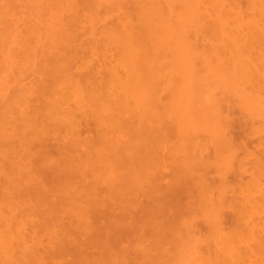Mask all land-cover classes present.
<instances>
[{"label": "bare ground", "instance_id": "bare-ground-1", "mask_svg": "<svg viewBox=\"0 0 264 264\" xmlns=\"http://www.w3.org/2000/svg\"><path fill=\"white\" fill-rule=\"evenodd\" d=\"M13 1L15 0H0V63L4 68H9V72L14 69L10 72L13 74L16 70L20 71L23 63L22 67L27 74L37 76L38 84L30 91L34 90L33 93L43 100L41 107L45 113L41 114L52 121L57 130L62 125L65 127L62 135L65 140L44 133L50 123L47 127H42V134L47 135L44 137L40 132L39 135L43 136V140H48V136L51 141L55 139L56 142L58 140L62 143V152L69 155L72 161L69 160V164L66 161L68 165L66 164L65 168V164L59 160L58 165L64 168L65 172L71 171V163H77L76 172L73 167L70 173L73 172L80 178L81 181L78 180L80 183L77 181L76 186L81 185L79 186L84 191L82 196L86 199L84 205L82 196H78L77 192L75 196L80 197V200H75V196V199L69 197L70 213L65 217L69 218L68 222H72L74 227L70 231L69 223L70 227L66 228L65 232L63 228L61 230L65 242L60 236L64 248L59 245L62 254L59 252L57 255H69L66 258L70 259L71 256V261L68 263L61 261L62 259L51 260L55 257L46 260L42 256L35 257V264H83V257L93 254L88 253L92 251L91 248H94L95 254L89 258L95 259V264H102L105 260V264H110L111 261V264H132L133 258L129 259L128 256L132 251L130 250V253L128 249L121 247L125 240L122 241L120 237L127 236V239L131 238L133 241L132 235H137L138 229L140 231L141 228L138 225L140 222H136L138 217H135V213L143 214L144 210H147L145 208L149 206L150 211L152 206L157 204L153 200V204L146 201L143 206L139 197L148 200L156 198L160 205H165H161L164 210L156 205L158 212L155 209L154 212H149L151 221L153 213L156 220L152 222L158 221L163 229L160 230L163 232L160 233L161 237L166 236V242L169 241L166 245L165 241L160 239L161 243L166 245L162 248L160 244L159 248H153L157 246L149 242L152 244L151 249L160 251V256L164 258L159 263L155 261L156 264H192V261H196L195 264H247V261H250V264H264V219L261 220V213H264V0H55L57 4L52 0L55 2L54 6H57L50 10L53 3L49 1V7L44 6L46 12H39L41 5L35 4L37 0H23L35 11L28 14L27 10L25 14L28 16H25H31L33 22L29 21L30 26L25 24V27L29 26L26 27L28 31L21 30V35L28 34L26 32L33 34L34 40L29 39L30 36L26 39L28 35L22 37L28 43L14 35L19 25L16 26L13 21L16 14L11 16L9 12L8 2L11 6ZM25 7L22 6V9ZM22 14L19 16L22 17ZM8 16L13 17V22L9 21ZM12 44L14 49L18 48V44L22 46V51L25 50L23 59L16 58L19 48L15 55L12 52ZM259 50L260 53L255 54ZM0 70L3 73L4 69ZM17 72L15 75L22 73ZM22 75L27 76L25 73ZM33 81L35 82V79ZM1 84L0 148L2 146L6 149L7 143H4L13 138L12 134L10 136L12 130L7 127L10 119L6 107H11L14 103L21 105L25 87L17 84L15 89H9L13 91L8 92L9 87L5 88ZM27 99L31 102L29 97ZM27 99L25 98V101ZM28 105L30 108L28 106L27 109L34 106ZM29 109L28 112L33 111ZM24 110L20 113L30 115L24 113ZM77 111L80 112L78 114L81 119L84 117L85 120L87 117L91 120L95 126L94 130L96 128L95 135L89 136L90 132L85 134L87 137L82 136L83 132L77 129L81 123ZM34 119L31 118L32 121ZM44 121L40 122L45 124ZM236 123L242 128L245 127L243 129L247 138L253 137L258 141L254 140L256 145H262L255 146V150L249 149V144L247 145L243 138L238 139L233 135ZM6 127L8 134L5 132ZM35 133L34 131L32 135ZM40 137L37 141L39 145H43L44 141L40 144ZM17 140L21 139L18 137ZM6 147L9 148L8 145ZM63 160H68L67 156ZM168 168L170 171H167ZM162 169L170 173L163 186L161 182L164 178L160 176ZM210 171L217 176L214 180L209 178ZM163 175L167 177L166 174ZM73 176L76 179V176ZM233 176L241 181L231 184L229 179ZM244 177L248 181L244 180ZM63 184L59 186L62 187ZM80 188L74 189L79 191ZM22 190L20 195L24 194H21ZM80 191L78 193L81 194ZM16 193L17 191L14 194ZM49 193L55 191H46V197ZM27 194L24 197H27ZM43 194L45 195V192ZM58 194L61 196V193ZM182 194L185 195L184 199L181 198ZM37 195L35 197H38ZM35 197L30 200L31 204ZM39 198L40 196L38 203L41 202ZM7 201L11 200L8 198ZM51 201L54 203L55 200ZM79 201L84 206H81ZM46 202L49 203V199ZM48 205L46 209L52 211L50 203ZM21 206L25 207L24 204ZM38 208L36 210L41 212L42 208ZM160 209L163 210L161 214ZM60 210L63 211L62 208ZM65 210L68 211L64 208ZM58 211L57 209V213ZM142 211L143 213H140ZM227 211L235 214L232 215L235 222H230L232 227L229 225V229L224 227L228 219L226 216L230 213ZM115 212L120 217H115ZM12 213L14 214L13 211ZM145 215L143 214L144 217ZM55 217H49L52 220V223L48 221L50 225L55 224ZM129 217L135 224L127 228L125 225ZM225 217L227 219H224ZM259 219L262 222L260 228L256 227ZM237 220L240 221L236 222ZM42 221L44 222L43 218ZM199 221L206 225L205 230L200 227L201 224L198 229ZM8 222L6 226L8 224L10 227V220ZM45 222L49 224L47 220ZM144 222V225H147L146 220ZM152 227L153 236L156 237L154 239L158 241V227ZM48 228L42 230H50ZM140 232V235L143 234ZM2 233L0 231V234ZM125 233H131V236ZM140 235L136 238L139 239ZM14 236H18L19 241L22 239L21 232ZM23 241L25 242V237ZM23 241L21 240L22 244ZM119 244L121 246H118ZM15 249L13 247L11 251ZM142 250L144 251L143 248ZM153 250L149 251L154 252ZM145 252L142 253L148 256L147 251ZM158 252L153 255L158 256ZM8 256L10 257V254ZM137 260L133 259L135 263Z\"/></svg>", "mask_w": 264, "mask_h": 264}, {"label": "rangeland", "instance_id": "rangeland-1", "mask_svg": "<svg viewBox=\"0 0 264 264\" xmlns=\"http://www.w3.org/2000/svg\"><path fill=\"white\" fill-rule=\"evenodd\" d=\"M44 0H37V2L35 3V4H39V5H41V7H40V9H39V12H46L45 11V9H44V6H46L47 7V5L50 3V2H52V0H46V4L43 2ZM50 1V2H49ZM55 1V0H54ZM14 3H12L11 2V6H10V2H8L9 3V12H11L10 14H11V16L12 15H15L14 17H15V19H13V21H15V25L17 26V25H19V26H17V28H16V30H15V36L16 37H18V38H20L21 39V41H26V42H24V43H28L27 42V38L29 37V39L31 38V40H34L33 39V34L31 35V33L30 32H26V33H28V34H26V35H28V36H26V35H24V34H22L21 35V33H22V31H24L25 32V30H27L26 29V27L28 28L31 24V22H33V20H32V18H31V16H29V17H27L28 16V14H30L29 12H35V11H33L34 9H32V8H29L28 7V5H26V1H23V0H15V1H13ZM23 2H25L24 4H23ZM41 2V3H40ZM56 2V3H55ZM54 3L55 4H57V1H55ZM48 3V4H47ZM53 3V2H52ZM51 3V4H52ZM54 3L52 4V5H50V7H51V9L50 10H52L54 7L56 8V6H54ZM21 4V5H20ZM43 4V5H42ZM45 4V5H44ZM19 5V6H18ZM24 5L26 6L25 8H23L22 9V6L24 7ZM49 5H48V7H49ZM21 6V8H19ZM43 6V7H42ZM53 6V7H52ZM28 7V8H27ZM45 7V8H46ZM39 8V7H38ZM30 9H32V11L30 10ZM42 9V10H41ZM15 10H16V12H15ZM21 10H23V12L21 11ZM27 10H28V14H25V13H27ZM30 10V11H29ZM46 10H48V9H46ZM17 11L19 12L18 14H17ZM49 11V10H48ZM50 12H52V11H50ZM22 14V17L21 16H19V15H21ZM25 15H27V16H25ZM9 18H10V22H13V21H11V19L13 18V17H10V16H8ZM20 19H19V18ZM8 18V19H9ZM16 18H17V20H16ZM30 20H29V19ZM22 19H24V21L22 20ZM19 20H21L20 22H24L23 24L22 23H20L19 22ZM26 20H28V21H26ZM17 21L19 22V23H17ZM29 21H31V22H29ZM26 22V23H25ZM29 22V23H28ZM25 24H27V25H29V26H26L25 27ZM20 28V29H19ZM22 30V31H21ZM28 31V30H27ZM30 33V34H29ZM24 36H26V39H23L22 37H24ZM30 40V41H31ZM29 41V40H28ZM29 41V42H30ZM31 44H33V41H32V43ZM13 45V47H12V52L16 55L17 54V49L19 48V51H18V54H17V56H16V58H18L19 60L20 59H23L24 57H23V54H25V50L23 49V51H22V46H20V45H18V44H16L17 46H18V48L16 47V45H15V47H16V49H14V44H12ZM28 46H30V44H27ZM28 46H26V47H28ZM263 51H264V49H263ZM19 52H21L20 54H22V55H20L19 54ZM258 53H260V50L259 51H257L255 54H258ZM11 55L12 56H15V55H13L12 53H11ZM22 57V58H21ZM15 58V59H16ZM24 61V60H23ZM23 66V63H22V65H21V68H19V70L22 72V73H20L21 75L23 74V73H25V75H27L28 76V74H27V72L23 69L24 67H22ZM52 67H54V66H52ZM0 69H4L3 70V73L5 74V76H4V74L2 73V70H0V81H1V83H4V84H1L2 86L4 85L5 86V88H8V92H11V91H13V90H9V89H13L14 88V86L16 87V85L18 84V85H23V87H25V93H23L22 92V99L24 100H21L22 102H23V104H22V102H20L21 103V105L23 106H21V105H19L18 106V104L16 105L15 103L13 104V106H7L6 107V111H7V114H8V119H10V121H9V123L7 124L8 126L7 127H9V129L10 130H12V132H10V136H11V134H12V136H13V138L11 137V138H9L8 139V141H6L4 144H6L7 143V145L9 146V148L8 147H6L4 144H3V146H5V148L6 149H3L2 148V146H1V148H0V207H1V210L4 212H2L1 210H0V231L1 232H3L2 234H0V246L1 247H3V248H1L0 247V264L2 263V264H26V262H27V264H35V257H45V259L46 260H48V259H51L52 257H55V259L53 258V259H51V260H57V261H59V260H61V261H67L68 263L71 261V256L69 257L70 259H68V258H66V257H68L67 255H65V256H60V254H62L61 252V250H62V248L61 247H59V245H61L62 246V244H63V242H62V240H61V238H60V236L63 238V235H62V231L61 230H63L64 232L68 229V227H70V224L72 223V222H68V219L69 218H67L66 219V215H68L69 213H70V211H69V209H70V204H68V203H70L71 201H70V199H69V197H73L74 199H75V197H76V199L75 200H80L79 198H78V196L79 195H84V191H83V189L82 188H80V186L79 185H77L76 186V183L78 184V182L79 181H81V180H79L80 178H77V175L75 174V173H70L71 171H72V168L74 167V172H76V169H77V167H76V165H77V163L76 162H74V163H71L70 164V167L71 166H73L70 170L71 171H69V166H67L68 168V170L67 171H69V172H65V169L64 168H61V166L60 165H58L59 164V160H61L62 162H60V164L62 163V166L64 165L65 166V168H66V164H67V162L66 161H68V164H69V160H70V162H72L71 161V159L69 158V155H65V152H62L63 151V149L61 148V145H62V143L61 142H58V140H57V142H56V140L55 139H53V141H51L52 139L50 138V137H48V136H50L51 135V137L53 136H55V138L56 137H58V139L59 140H62V139H64V138H62L63 136L62 135H64V130H65V127L63 126H61V128L59 129V130H57V126L52 122V121H50V120H48V119H46L42 114H44L43 113V108L41 107L43 104V100H41V98H39V96L36 94V93H33V91L31 92L30 90H32V88H35L36 86H37V84H38V81H37V76L36 75H33V76H31L30 74H29V78L27 77V76H23V77H25V78H23L22 76H20V74H17V75H15V73L18 71V70H16L15 72H14V74L13 73H10L11 71L13 72V70H11L10 72H9V68H4V66H3V64L2 63H0ZM22 69V70H21ZM7 70V71H6ZM23 70H24V72H23ZM20 71H18L17 73H19ZM1 74H3V75H1ZM15 75V76H14ZM6 76H9L10 78L8 79ZM27 77V78H26ZM2 78H3V80L6 82H4L3 80H2ZM20 78L22 79V80H24V81H22V80H20ZM33 78V79H32ZM35 79V82L33 81ZM9 80V81H8ZM17 80V83H15L14 84V82ZM18 80H20L19 82H18ZM27 80V81H26ZM28 84H26V83ZM13 84V85H12ZM10 85V86H9ZM3 86V87H4ZM13 86V87H12ZM11 87V88H10ZM15 89V88H14ZM27 91H29V93H27ZM30 92H31V94H30ZM26 93H27V95H26ZM34 94V95H33ZM35 94L37 95V97L35 96ZM30 95V96H29ZM33 95V96H32ZM30 98V101L31 102H29V99H27V98ZM25 98L27 99L26 101H25ZM31 99H33V100H31ZM33 101V102H32ZM27 102V103H26ZM39 102V103H38ZM42 102V103H41ZM19 103V104H20ZM41 103V105L39 106V104ZM28 104H32L31 105V107L34 105L35 106V104H37V106H35L36 107V109L34 108V106L31 108V109H29L30 108V105H28ZM9 105H12V104H9ZM14 105H16V107L14 106ZM29 106V110L31 111L32 109H33V111H31V112H28V109H27V107ZM40 107H41V109H40ZM16 108V109H15ZM8 109V110H7ZM18 109H21V110H18ZM25 109V110H24ZM35 109V110H34ZM38 109V110H37ZM23 110H24V113H26V114H29L30 113V115H25V114H23V113H20V112H23ZM37 110V111H36ZM39 110H41V112L39 111ZM12 111V112H11ZM14 111V112H13ZM35 111L37 112V114H35ZM9 112H11V113H9ZM19 113V114H18ZM42 113V114H41ZM78 113H80L79 111H77L76 112V114H78ZM33 114H35L34 116L35 117H33ZM39 114V115H38ZM75 114V115H76ZM9 115H10V117H9ZM25 115V116H24ZM235 115H237V114H235ZM22 116H24L23 118H22ZM28 116V117H27ZM77 116V115H76ZM79 116H81L80 114H78V119H79V121L81 122L80 123V126H82V127H80V126H78L77 127V129L83 134H81L83 137H87L88 135L89 136H92V135H95L96 134V128H95V130H94V125H93V123L91 122V120L90 119H88L87 117L85 118V120H83L84 119V117L81 119V117H79ZM238 116V115H237ZM236 116V117H237ZM27 117V119H26V121L24 120L25 118ZM239 117V116H238ZM31 118L33 119V118H35V119H37L39 122L38 123H36V122H34V121H37V120H31ZM29 119H30V121H29ZM42 119V120H41ZM88 119V120H87ZM17 120V121H16ZM44 120H46V121H44ZM90 120V121H89ZM27 121H29V123H27ZM40 121H44L45 122V124H43V122L41 123ZM50 121V122H49ZM33 122V123H32ZM48 122V123H47ZM85 123V124H82V123ZM47 123V124H46ZM49 123H50V125H49ZM51 123H52V126H51ZM28 124V125H27ZM29 124H30V126H29ZM36 124H38V126L35 125ZM40 124H43V125H40ZM67 124V123H66ZM82 124V125H81ZM34 125V126H33ZM44 125H46V126H44ZM47 125H49V127H47ZM86 125V126H85ZM32 126V127H31ZM7 127H6V130H5V132L6 131H8V129H7ZM23 127H26V128H23ZM30 127V128H29ZM34 127V128H33ZM38 127H40V129H38ZM44 127H47L46 129H44L45 130V132L44 133H47L48 134V136L46 137V139H48L49 140V143H48V140H43L44 138H43V136L45 137L47 134H42V130H43V128ZM235 127H236V129L234 128L233 129V132L235 131V133H233V135H235V137H237L238 139H239V137L240 138H243L242 140H245L246 141V143H247V147L249 148V149H254L255 148V146H259V145H256V142H258V141H256V139L255 138H253V137H251V138H247V133H245V130L243 129V128H245V127H243L242 128V126L240 125V124H238V123H236V125H235ZM32 128L34 129V131L36 132L35 133V135L33 136L32 135V133H34V131L32 130ZM24 129H26V131L24 130ZM90 129H91V131H90ZM243 129V130H242ZM53 130V131H52ZM19 131V132H18ZM38 131V132H37ZM48 131H49V133H48ZM51 131V132H50ZM61 131H62V133H61ZM13 132H14V134H13ZM43 135L42 137H40L41 135H39L40 133ZM53 132V133H52ZM91 132V133H90ZM92 132H93V134H92ZM27 133V134H26ZM58 133H60V134H58ZM88 133H90V134H88ZM6 134H8V132H6ZM30 134V135H29ZM85 134H88V135H85ZM18 135V137H19V139H21L20 141L19 140H17L18 139V137H16ZM36 135H39V137L40 138H42L41 140H40V144H41V142L43 143V141H44V144L42 145H39V141H37V140H39V139H37V138H39V137H37ZM7 136H9V135H7ZM9 136V137H10ZM24 136V137H23ZM31 136V137H30ZM25 137H26V139H25ZM60 137V138H59ZM30 138V139H29ZM33 138V139H32ZM245 138H247V139H245ZM249 139V140H248ZM15 140H17V141H19V142H15ZM23 140V141H22ZM28 142V145H26V141ZM29 140V141H28ZM37 142V143H35V141ZM65 140V139H64ZM252 140H253V142H252ZM254 140L256 141V142H254ZM46 141V142H45ZM52 143H51V142ZM262 141H264V140H262ZM56 142V143H55ZM18 143V144H17ZM25 143V144H24ZM48 143V144H47ZM255 143V144H254ZM21 144V145H20ZM32 145L31 147H30V145ZM46 144V145H45ZM56 144H58V145H56ZM262 144H264L263 142H262ZM261 144V145H262ZM18 145V146H17ZM51 145V146H50ZM260 145V146H261ZM55 147H59L58 149H56ZM264 147V146H263ZM256 148H258V147H256ZM59 149H60V151H59ZM259 149V148H258ZM255 150V149H254ZM62 154V155H61ZM160 154V153H159ZM60 155V156H59ZM63 155H65V156H63ZM67 156V159L68 160H63V158L65 159V157ZM66 163H65V162ZM67 164V165H68ZM73 164V165H72ZM248 164H251L250 162H248ZM250 166H248V168H249ZM63 169H64V171H63ZM164 170V171H163ZM170 171V169L168 168L167 169V171ZM165 169H162L161 171H160V173H161V175L160 176H162L164 179H163V181L161 182L162 184H161V186H163V185H165V184H163V182L165 183L167 180H168V176H170V173H168ZM211 172V171H210ZM40 173V174H39ZM68 173H69V176H68ZM75 175L76 177V179H74V176L73 175ZM163 174H166V176L167 177H165V175H163ZM169 174V175H168ZM209 175V174H208ZM207 175V176H208ZM214 174L211 172L210 173V175H209V178L210 177H212V178H210V180H214V178L215 177H217V176H213ZM247 175V174H246ZM39 176V177H38ZM43 176V177H42ZM231 176V175H230ZM236 177V176H235ZM229 178H231V177H229ZM238 178V177H237ZM237 178H235L234 179V176H233V178L230 180L229 179V181L231 182V184L233 183V184H235L236 182H238L239 183V181H241V180H239V178H238V180H237ZM244 178H246V177H244ZM248 178H250V177H248ZM42 179V180H41ZM68 179V180H67ZM26 180V181H25ZM79 180V181H78ZM244 180H247V178L246 179H244ZM251 180V179H250ZM249 180V181H250ZM72 181V182H71ZM76 181V182H75ZM78 181V182H77ZM248 181V180H247ZM244 182H246V181H244ZM243 182V183H244ZM5 183V184H4ZM7 183H8V185H7ZM62 183H64V184H66V185H64L63 184V186L61 187V186H59L60 184H62ZM68 183V184H67ZM71 183V184H70ZM75 184V185H73V184ZM80 183V182H79ZM57 184H58V186H57ZM237 184V183H236ZM19 185V186H18ZM80 188V189H82L81 191H80V189H79V191L81 192V194L80 193H78L79 191H77V189H74V188ZM10 187H12V188H10ZM7 188V189H6ZM26 188H28L29 189V191H26L27 189ZM43 188L45 189V190H43ZM51 188V189H50ZM53 188H55V189H53ZM58 188V189H57ZM61 188V189H60ZM21 189H23L22 190V192H21V194L22 193H24L23 195H20L19 193H20V191H21ZM59 189H60V191H59ZM70 191V189H73L70 193H68L69 191ZM34 190V191H33ZM37 192H39V191H41V192H39V193H37ZM57 190V191H56ZM14 191V192H13ZM15 191H17V193H18V195H17V193L16 194H14L15 193ZM46 191H51V192H54L55 191V193H52V194H50V195H48V197L50 196V198L52 199V200H55L54 201V203L51 201V199L50 198H48V197H46V195L48 194H46ZM67 192V193H65V192ZM73 191H75L74 192V194L73 195H71L72 194V192ZM25 192H26V194H27V192H29L27 195L29 196H27V197H24V195H26L25 194ZM45 192V195L43 194V193ZM61 193V196H58L59 194L58 193ZM77 192V194H78V196H75V193ZM6 193V194H5ZM11 193H12V195L13 196H15V197H12V195H11ZM65 193V194H64ZM83 193V194H82ZM5 194V195H4ZM9 194H10V196H9ZM33 194H38L37 196L39 197L40 196V198H39V200H41V202H37L38 201V197H35L36 195H33ZM63 194H64V196H63ZM44 195V196H43ZM65 195H66V197L68 198V199H66L65 200ZM229 195V194H228ZM9 196V197H8ZM33 196L35 197V203L32 201V204H31V201L30 200H33ZM43 196V197H42ZM56 196V197H55ZM75 196V197H74ZM230 196V195H229ZM231 197H233V194H232V196ZM5 198V199H4ZM9 198V200H11V201H7V199ZM14 198V199H13ZM17 198H19L18 200H17ZM37 198V199H36ZM44 198H46V199H44ZM64 198V199H63ZM78 198V199H77ZM142 198H144L143 200H142ZM151 198V197H150ZM181 198L182 199H184L185 198V195L184 194H182L181 195ZM229 199H232V198H230V197H228ZM23 199V200H22ZM44 199V200H43ZM48 199H49V203H50V207L52 208V203H53V205H54V207L52 208V211L49 209H46L47 208V206L49 207V203L48 202H46V200L48 201ZM73 199V200H74ZM156 198H153V199H147V198H145V197H139V201L142 203V205L144 206L145 205V202L146 201H149V202H151V201H155V202H157V206L159 205L161 208H162V206H163V204L164 203H162L161 205H160V203L157 201V200H155ZM14 200V201H13ZM20 200V201H19ZM64 200V201H63ZM85 200L86 199H84L83 198V196L81 197V201L83 202H80V205L81 206H84L85 205ZM24 202V203H21V202ZM57 201V202H56ZM88 201V200H87ZM86 201V202H87ZM43 202V203H42ZM46 202V203H45ZM52 202V203H51ZM58 202H62L61 204L59 203L58 204ZM73 202V201H72ZM76 202H78V201H76ZM13 203L14 204V206H13V204L11 205V204ZM20 203H21V205L22 204H24V206L25 207H23V206H21L20 205ZM48 203V204H47ZM68 205V206H65L66 204ZM84 204V205H82V204ZM88 203V202H87ZM148 203V202H147ZM152 203V202H151ZM151 203H149L148 205H150V208H151ZM28 204V205H27ZM41 204V205H40ZM44 204H45V206H44ZM89 204V203H88ZM153 204V203H152ZM34 205V206H33ZM38 205V206H37ZM55 205H57V206H55ZM147 205V206H148ZM156 205L154 204L152 207H153V209H155L156 208ZM65 206V207H64ZM165 206V205H164ZM163 206V207H164ZM17 207H18V209H17ZM31 207H33V208H31ZM37 207H39L38 209H40V208H42L41 209V212L42 213H44V214H42L41 212H40V210L38 211V210H36V208ZM58 207V208H57ZM59 207H61L62 209H63V211H61L60 209H59ZM146 207V206H145ZM3 208V209H2ZM6 209V211H5V209ZM25 208V210H23ZM35 208V209H34ZM64 208L65 209H68V211L66 212V210L64 211ZM20 209V210H19ZM31 209V210H30ZM56 209V210H55ZM57 209L60 211H58V213H57ZM133 209V208H132ZM145 209H149V206L147 207V208H145ZM153 209L151 208V210L149 211H147V210H144V213H143V211L142 212H140V213H143L144 215L146 214V212H147V214L145 215V217L143 216V214H139V215H137L135 212V217H138V219H137V221L136 220H134V221H136V222H140V223H138V225H140V227L141 228H145V229H141L140 228V231H139V229H138V231H137V235L136 234H134V235H132L133 237L132 238H136L138 235H140L139 234V232L140 233H142L143 232V234H141L140 235V237H141V239H140V237H139V239H133V241H132V239L131 238H129V239H127L125 236L122 238V235H121V237H120V239L122 240V241H124L125 240V243H124V245H123V242L121 243L123 246H121L120 244L118 245V246H121L122 248H125V249H128V252H130L131 253V251H132V254H130V255H128L129 256V259L130 258H133V259H135V258H137L138 260H137V263L138 264H141V262H142V264H144V262H145V264H148L149 262L151 263V264H153V263H155L156 264V262H161L164 258H162L163 256H160V251L158 252V250H156V252H158L159 254H158V256H156L155 254L153 255V253H156L153 249H151L152 248V244H154L153 246H157V247H153V248H159V244H160V246H161V248L162 247H164V246H166L167 244H168V242H166V236L164 237L163 235V238L161 237V234L160 233H162L163 234V232H160V230H162L163 231V229H161V226H160V224H158V221H156V222H152V221H154V220H156V217H154V214L152 213V215H153V217H152V221H151V217H150V215H151V213L149 214V212H152L153 211ZM159 209V208H158ZM163 209V208H162ZM166 210H167V208H165ZM227 209H229L230 211H232V209H230V208H227ZM17 210H19V211H21V212H19L18 211V213H17ZM156 210V209H155ZM161 210V209H160ZM164 210V209H163ZM163 210H161L159 213L161 214L162 212H163ZM165 210V211H166ZM7 211L9 212V213H7ZM12 211L14 212V214L12 213ZM31 213H30V212ZM51 211V212H50ZM55 212V214L54 213H52V212ZM157 211V210H156ZM155 211V212H156ZM230 211H227V212H230ZM2 212V213H1ZM38 212H40L39 214H37ZM131 212V211H130ZM154 212V211H153ZM158 212V211H157ZM167 212V211H166ZM226 212V213H227ZM19 213H21V214H19ZM30 213V214H29ZM232 212H230V213H228L227 214V216L226 217H228V219L225 217L224 219H227V222H229V224L227 223V222H225V224H224V227L226 228V229H229V225L231 226L232 225V223L230 224V222H232V220H234L233 221V223L235 222V217H234V219L232 218V215L234 216L235 214H231ZM16 214H18V215H16ZM25 214V215H24ZM36 214V215H35ZM46 214H47V217H46ZM62 214V216H60ZM117 213L115 212V217H120V215L118 216V214L116 215ZM149 214V215H148ZM155 214H157V213H155ZM159 214V215H160ZM262 215V217H261V220L262 219H264V213L262 212L261 213ZM3 215V216H2ZM8 215V216H7ZM13 215H16V216H18V218L16 217V216H13ZM27 215V216H26ZM64 215V216H63ZM143 217H142V216ZM159 215L157 216V217H159ZM226 215V214H225ZM41 218H40V217ZM55 216H58V217H55ZM60 216V217H59ZM125 217H127L126 215H124ZM123 216V217H124ZM133 216V215H132ZM131 216V217H132ZM149 216V217H148ZM156 216V215H155ZM162 216H164V214L162 215ZM166 216V215H165ZM7 217V218H6ZM49 217H55V219H54V223L55 224H52V225H50V223L49 222H51L52 223V220H50V218ZM61 217H63L62 219H61ZM67 217H69V216H67ZM122 217V216H121ZM131 217H129L130 219H128L127 220V222H126V224L127 225H125V227H127V228H129V225L130 226H132V225H134L135 223H133V219H131ZM135 217H132V218H135ZM140 217H142L141 219H140ZM20 218V219H19ZM24 218V219H23ZM30 218V219H29ZM42 218L44 219V222L42 221ZM45 218H48V219H46L47 220V222L49 223V224H47L45 221ZM52 218V219H53ZM57 218H59L58 220H57ZM144 218H145V220H146V224L147 225H144ZM146 218H148V219H150L149 221L146 219ZM154 218V219H153ZM39 219V220H38ZM63 219H65L64 221H61L60 222V220H63ZM124 219V218H123ZM136 219V218H135ZM159 219V218H158ZM160 219H161V216H160ZM164 219V218H163ZM162 219V220H163ZM8 220H10V227H11V229H10V227H8L9 225V222H8ZM12 220V221H11ZM14 220V221H13ZM16 220V221H15ZM29 220V221H28ZM124 220H126V219H124ZM130 220V221H129ZM230 220V221H229ZM240 220H242V219H240ZM240 220H237L236 222H238V221H240ZM25 221V222H24ZM40 222V223H38V222ZM57 221H59V222H57ZM159 221H161V220H159ZM226 221V220H225ZM15 222V223H14ZM31 222V223H30ZM33 222V223H32ZM57 222V223H56ZM129 222H130V224H129ZM142 222V223H141ZM144 222V223H143ZM201 221H199V222H197V224H198V229H199V224H201L200 223ZM259 223H258V225L256 226V227H259L260 228V226L262 225V224H260V223H262V222H264L263 220H262V222H260V219H259V221H258ZM6 223H8L7 224V226H6ZM13 223V224H12ZM38 223V224H37ZM42 223H45V224H42ZM58 223H60V224H58ZM63 223H65V225H63ZM70 223V224H69ZM124 223H125V221H124ZM162 223V222H161ZM242 223H243V220H242ZM11 224H12V226H11ZM29 224H31V225H29ZM58 224V225H57ZM67 224H69V225H67ZM74 224V223H73ZM152 224V225H151ZM227 224V225H226ZM6 226V228H5V226ZM20 225H22V226H20ZM39 225V226H38ZM61 225V226H60ZM159 225V226H158ZM202 225V224H201ZM38 226V227H37ZM47 226V227H46ZM48 226H51V227H49L50 228V230H42V228L44 229V228H48ZM60 226V227H59ZM152 226H155L156 228H157V230H158V235L160 236L159 238H157L158 239V241H155L156 239H154V237L155 236H153L154 235V232H153V230H154V228L152 227ZM204 226L206 227V225H204V223H203V225L202 226H200V227H203L202 229H204ZM41 227V228H40ZM57 227V228H56ZM72 227H74V226H72V224H71V227L69 228V230L72 228ZM232 227V226H231ZM8 228H9V232H8ZM18 228H19V230H20V232H21V238L22 239H20V241H19V238H20V235H19V238H17L18 236H14V234L16 235V233H17V235L18 234H20V232H19V230H18ZM48 228V229H49ZM56 228V229H58V232L56 233V229L54 230V229ZM63 228V229H62ZM67 228V229H66ZM150 228V229H149ZM152 228V229H151ZM4 229H7V230H4ZM38 229H40V230H38ZM60 229V230H59ZM73 229V228H72ZM147 229V230H146ZM206 229V228H205ZM204 229V230H205ZM16 230V231H15ZM18 230V231H17ZM22 230V231H21ZM42 230V231H41ZM52 230H53V232H52ZM142 230H145V231H142ZM148 230H150V232L148 231ZM201 230V229H200ZM203 230V231H204ZM258 230V229H257ZM37 231H39V232H37ZM41 231V232H40ZM60 231V232H59ZM71 231V230H70ZM152 231V232H151ZM202 231V232H203ZM16 232V233H15ZM53 233V235H51L52 233ZM63 232V233H64ZM126 232V231H125ZM130 232V231H129ZM155 232H156V230H155ZM26 233V234H25ZM146 233V234H145ZM166 232L164 231V234H165ZM39 234V235H38ZM54 234H56L55 236H54ZM58 234V235H57ZM126 235H130L131 233H125ZM124 234V235H125ZM27 235V236H26ZM28 235H29V238H28ZM38 235V236H37ZM135 235H136V237H135ZM144 235V236H143ZM167 235V234H166ZM13 236V237H12ZM131 236V235H130ZM157 236V235H156ZM7 237H8V239L9 240H7ZM25 237V242L23 241V238ZM54 237H56L55 239H54ZM158 237V236H157ZM6 238V239H5ZM17 238V239H16ZM29 240H28V239ZM150 238V239H149ZM154 240H153V239ZM156 238V237H155ZM58 239H59V241H58ZM120 239H119V241H120ZM160 239H162V241L164 242L165 241V244L166 245H164V243L162 242L161 243V240ZM164 239V240H163ZM18 240V241H17ZM21 240L23 241V244H22V242H21ZM60 240H61V242H60ZM129 240V241H128ZM141 242H140V241ZM54 241V242H53ZM63 241L65 242V239L63 238ZM118 241V242H119ZM128 241V242H127ZM11 242V243H10ZM21 242V243H20ZM29 244H28V243ZM56 242H60V244L59 243H56ZM127 242V243H126ZM130 242H132V243H130ZM143 242V243H142ZM149 242H151L152 244H149ZM156 242V243H155ZM25 243V244H24ZM56 243V244H55ZM128 243H130V244H128ZM137 243H138V245H137ZM14 244V245H13ZM16 244V245H15ZM20 244H22V246L20 245ZM26 244H28V249H26ZM161 244H163V246L161 245ZM170 244V243H169ZM9 245H11V249L14 247V249H15V247H16V249L12 252L11 251V249L9 248ZM25 245V246H24ZM32 245H33V247H32ZM64 245V244H63ZM148 246V248H147V246ZM13 246V247H12ZM17 246H20L21 248H17ZM59 248H58V247ZM134 246V247H133ZM24 247V248H23ZM63 248H64V246H62ZM127 247V248H126ZM150 247V248H149ZM138 248V249H137ZM142 248L144 249V251L142 250ZM146 248L148 249V250H146ZM160 248V249H161ZM17 249H18V251H17ZM57 249H59V251L57 250ZM27 250V251H26ZM33 250H35V251H33ZM91 250L92 251H90V252H88L89 253V255H90V253L92 254V255H90L91 257H94L93 255L95 254L94 252H95V250H94V248L92 249L91 248ZM94 250V251H93ZM131 250V251H130ZM138 250V251H137ZM142 250V251H141ZM149 250H153L154 252H151V251H149ZM6 251V252H5ZM24 251V252H23ZM133 251H134V253H133ZM145 251H147V254H148V256H149V258H148V256H146V254H144V253H142V252H145ZM8 252V253H7ZM29 252V253H28ZM39 252H41L39 255H38V253ZM46 252V253H45ZM53 252V253H52ZM60 252V254L59 255H57L58 253ZM139 252H141V254H143L144 255V257L139 253ZM151 252V253H150ZM194 252V251H193ZM5 253H7V254H5ZM13 253V254H12ZM36 253H37V255H36ZM56 253V255H54ZM146 253V252H145ZM8 254H10V257H12V258H10L9 256H8ZM32 254V255H31ZM46 255L48 256V257H46ZM135 255V256H134ZM139 255H141V256H139ZM192 256H194L193 254H191ZM16 256V257H15ZM51 256V257H50ZM90 256H88V254H87V256L86 257H83V264H95V261H93V260H95V259H91V258H89ZM134 256V257H133ZM146 256V257H145ZM152 256H153V258H152ZM6 257H8V258H6ZM14 257V258H13ZM33 257V258H32ZM88 257V258H87ZM155 257V258H154ZM9 258H10V260H9ZM16 258H18V260L16 259ZM48 258V259H47ZM162 258V259H161ZM253 258H254V256H253ZM7 259H8V261H7ZM12 259V260H11ZM59 259V260H58ZM133 259H132V264H137V263H135L134 261H133ZM152 259V260H151ZM254 259H256V258H254ZM253 259V260H254ZM26 260V262H23V261H25ZM28 260V261H27ZM154 260V261H153ZM7 261V262H6ZM13 261V262H12ZM30 261V262H29ZM54 261V262H55ZM60 261V262H61ZM106 261V260H105ZM105 261L102 263V264H105ZM144 261V262H143ZM156 261V262H155ZM9 262V263H8ZM94 262V263H93ZM110 262V261H109ZM148 262V263H147ZM250 261H247V264H250L249 263ZM111 263H113L112 261L110 262V264ZM149 263V264H150ZM192 264L194 263H196V261H192L191 262ZM98 264V263H97ZM190 264V263H189ZM253 264H257V263H253ZM258 264H260V263H258Z\"/></svg>", "mask_w": 264, "mask_h": 264}]
</instances>
